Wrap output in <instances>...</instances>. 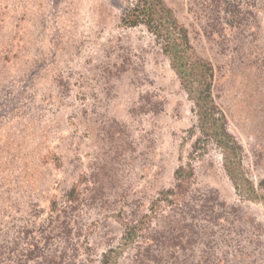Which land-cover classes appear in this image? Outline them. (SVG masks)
Instances as JSON below:
<instances>
[{
    "label": "rangeland",
    "instance_id": "1",
    "mask_svg": "<svg viewBox=\"0 0 264 264\" xmlns=\"http://www.w3.org/2000/svg\"><path fill=\"white\" fill-rule=\"evenodd\" d=\"M164 1L264 194V0ZM131 2L0 0L1 245L18 259L31 242L29 264H98L189 164L208 211L162 208L117 264H264V204L235 193L214 144L192 152L193 103L154 37L120 24Z\"/></svg>",
    "mask_w": 264,
    "mask_h": 264
},
{
    "label": "trees",
    "instance_id": "2",
    "mask_svg": "<svg viewBox=\"0 0 264 264\" xmlns=\"http://www.w3.org/2000/svg\"><path fill=\"white\" fill-rule=\"evenodd\" d=\"M119 22L128 28L143 26L154 37L176 75L181 89L193 103L199 136L192 146V152L200 155L204 153L208 143L214 144L221 152L223 169L235 193L241 199L264 204V194H259L258 189L241 170L242 147L228 131L226 117L214 100L212 66L197 56L190 43L187 29L177 20L173 11L164 0H133L124 9ZM194 177L192 165L178 166L174 171V185L158 193L150 203L146 214L133 221L122 222L123 230L117 246L102 253L98 264H117L128 248L145 238L143 233L162 208L182 211L185 209L192 217L203 214L201 211L204 209L207 212L208 200L204 199L205 202L200 205L191 200ZM68 197L75 199L73 190L69 192ZM151 247L152 243L149 241L146 250L150 251ZM38 250L41 249L38 248ZM5 251V247L0 243V264L10 262L11 264H29L37 247L30 242L18 259L12 256L13 249L8 248V251Z\"/></svg>",
    "mask_w": 264,
    "mask_h": 264
}]
</instances>
